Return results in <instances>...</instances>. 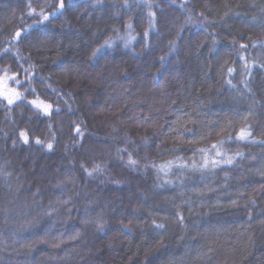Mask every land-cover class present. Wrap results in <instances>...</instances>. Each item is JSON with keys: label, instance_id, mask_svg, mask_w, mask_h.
<instances>
[{"label": "trees", "instance_id": "16d2710c", "mask_svg": "<svg viewBox=\"0 0 264 264\" xmlns=\"http://www.w3.org/2000/svg\"><path fill=\"white\" fill-rule=\"evenodd\" d=\"M29 3L58 0H0V77L61 111L0 97V264H264V0H65L42 22ZM177 118L191 120L183 142ZM241 128L247 140L227 141ZM220 140L226 155L207 156L232 164L201 167L194 150Z\"/></svg>", "mask_w": 264, "mask_h": 264}, {"label": "snow or ice", "instance_id": "6c2138e0", "mask_svg": "<svg viewBox=\"0 0 264 264\" xmlns=\"http://www.w3.org/2000/svg\"><path fill=\"white\" fill-rule=\"evenodd\" d=\"M37 2L39 3V0H37ZM127 6V5H126ZM52 11H45L44 8H40L39 11H37L36 8H33L31 3H29L28 8H29V15H35L39 18H42V21H47L50 19L51 16L56 15L58 12L59 13H63V10L66 8V3L65 0H58L57 4H53L49 6ZM151 16H154V13L150 14ZM127 27L130 29L132 26L131 24H128ZM114 32H118V29H113ZM22 32L21 31H17L15 33V37L19 38L21 37ZM144 38L145 41L147 40V37L149 35V33L147 31L144 32ZM117 39L120 40H124V47H129L130 46V40H134L135 37H130L129 39H124L123 37H119L117 36ZM172 42H170L171 44ZM116 46V41L113 39H106L103 44H101L99 47L95 48L92 53H91V57L95 58L101 51H103L104 49L107 48H112ZM241 48H246L247 45H240ZM7 51V50H5ZM243 59V58H242ZM165 60L164 56H161L159 58V62L161 63V65H163ZM244 70L245 72H248V66L247 64H245L244 66ZM227 72L229 74H232L235 72L234 68H227ZM8 81H11L13 83H15L16 85H22V81L19 80L17 78V76H5L4 78H0V97L3 98V100H5L7 102L8 106H12V105H16L17 107H19L20 105L17 104L18 101L22 102L25 104V107L31 106V108H34L35 110H37V114L38 115H42L45 119L50 118L53 113H59L61 111V108L57 105L56 107H54V105L52 103H46L44 100H40V99H32V100H26V97L24 96V93H21L19 91H17L15 88H9L8 87ZM229 84H231V81H228ZM245 85L247 86V82H244ZM25 92H27L28 94L32 95V94H36V90L35 88L31 87V84L29 83V87L25 89ZM175 103V101H173V104ZM10 110V109H9ZM121 109H117V112H119ZM21 116H23V114H21ZM30 122V120H29ZM191 123V120H187L185 121L182 118H177L174 121V127L171 128V133H173L174 135L171 136L172 139L183 142L184 141V134L186 132H191L192 130L186 127V124ZM49 128H51V124L49 123L48 125ZM227 126H225L226 128ZM225 128L221 129V132L225 130ZM74 132H75V136L80 138V141H75L74 143H80V146L83 147V132L81 131V128L79 125H76L74 128ZM221 133L217 132L216 135L219 136ZM208 135L210 136L211 133H208ZM251 135V132L247 129V128H241L239 130V132L237 133V135L235 136V138H233L231 135L227 137V141H231L233 139L237 140V141H244L247 140V138ZM206 137L201 136L199 139L203 140ZM19 139L22 141L23 144L28 145L33 137H31L30 132L28 130H20L19 131ZM52 139H55V137L53 136ZM144 143L147 144L149 141L148 137H144L143 138ZM34 142L36 145L41 146L42 148H46L47 150L51 151L53 150L54 144L53 142H51V140L47 143H45L44 141H42L39 137H35L34 138ZM192 142V141H190ZM225 140H220L218 141V144H213L211 146L210 150H206L203 148H197L194 150V154L195 153H200L202 154L205 158L203 159V164L201 165V167H205L207 168L209 164H211V166L213 168L221 165V164H232L233 160L231 158H227V159H216V158H211L207 156V152L211 151V150H215V157H223L226 155V153L221 152L220 147L223 146V144L225 143ZM218 145L220 147H218ZM13 146H15V141H13ZM160 145H157V148H159ZM178 149L173 146L172 149H170L169 151H177ZM126 149H117L118 154L125 152ZM237 155H241L240 153H237ZM121 159H123V156L121 155ZM171 165L172 162L169 161L167 164L165 165H160L159 166V170L160 171H164L165 175H167V171H165L166 169L170 170L171 169ZM126 166L132 168V169H136L138 167H140L139 163L137 160L133 159L132 154L128 153V159L126 162ZM151 167H157L155 164H151ZM187 165L185 164H181L179 167L183 168ZM191 166H195V165H191ZM81 169L85 172V174L89 177H92L94 173H99L101 171H103L101 165L96 164L94 165L91 169L87 168L84 164L80 165ZM145 169H147V167H149L148 164L144 165ZM168 183H170V181H166ZM180 219L183 220V217L180 216ZM264 223V222H262ZM153 224H155V226L157 228H163L164 225L163 224H156L155 221H153ZM125 228H128V225L124 226ZM97 230L98 231H103L104 230V226L101 223L97 224ZM130 230V229H129Z\"/></svg>", "mask_w": 264, "mask_h": 264}, {"label": "rangeland", "instance_id": "374dc122", "mask_svg": "<svg viewBox=\"0 0 264 264\" xmlns=\"http://www.w3.org/2000/svg\"><path fill=\"white\" fill-rule=\"evenodd\" d=\"M120 37H123L124 39H128V38H129V37H128V33H126V34H125V33H124V34H121ZM0 78H3V77H0ZM8 87H9V86H8ZM9 88H10V87H9ZM84 104H85L86 106L89 105L88 102H85Z\"/></svg>", "mask_w": 264, "mask_h": 264}]
</instances>
